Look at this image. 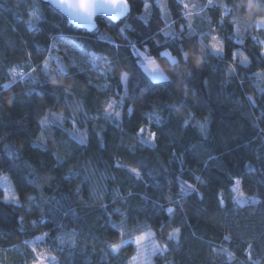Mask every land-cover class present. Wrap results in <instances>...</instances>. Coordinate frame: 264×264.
Here are the masks:
<instances>
[{"label": "trees", "instance_id": "1", "mask_svg": "<svg viewBox=\"0 0 264 264\" xmlns=\"http://www.w3.org/2000/svg\"><path fill=\"white\" fill-rule=\"evenodd\" d=\"M238 3L216 0L205 9L224 48L216 54L205 40L201 49L203 29L189 35L186 9L176 0H165L166 12L157 0H129L125 19L99 17L93 32L40 0H0V176L20 196L4 202L0 195L3 263L29 264V241L47 233L57 264H128L134 243L110 247L120 242L115 226L123 222L125 239L150 228L165 245L153 264H264V79L255 76L264 72V26H256L264 0L251 13L232 10ZM33 10L39 18L30 19ZM238 25L246 28L242 37ZM139 51L168 79H151ZM233 51L249 62L234 60ZM53 56L58 71L49 65ZM93 56L106 67L94 66ZM123 73L130 75L126 84ZM112 101L120 102L119 119L104 118ZM50 111L75 115L87 139L43 127ZM72 128L65 120L64 129ZM141 128L156 134L154 142ZM236 179L253 203L237 202ZM175 228L179 236L170 237ZM65 232L74 244L60 243Z\"/></svg>", "mask_w": 264, "mask_h": 264}, {"label": "snow or ice", "instance_id": "2", "mask_svg": "<svg viewBox=\"0 0 264 264\" xmlns=\"http://www.w3.org/2000/svg\"><path fill=\"white\" fill-rule=\"evenodd\" d=\"M176 2L178 4H181L183 6L184 9H187L188 11H186L184 13V15L188 18L189 23H188V30H189V35H192L195 33V29L192 26L191 23V18L194 15V13L191 11L192 8H196L198 7V5L196 4H191L189 5L188 3H185L184 0H176ZM157 4L158 6H160L161 8H163V5H159V0H157ZM57 6L62 8L64 10V12L67 13L68 17H71V19L73 21H75L78 24H90L92 22V18L98 13H106L108 16L112 17L113 19L119 18L120 16L125 15L126 12L129 11L130 9V5H129V0H57ZM207 6H211V7H216L217 5L213 3V0H208V5ZM222 7L227 8L226 5H221ZM258 3L257 0H239V3L235 5V8L232 9L234 11H244V10H248L249 13H251V10L258 7ZM150 9V5L145 3L144 4V10L145 12H147ZM203 10V9H201ZM196 15H198L199 13H195ZM29 17L30 19H32L33 17L35 18H39L38 14L36 13L35 10H33L31 13H29ZM32 25L29 24V27H31ZM251 26V25H249ZM183 25H181V30L183 31ZM236 31L239 33L240 32V28L237 27ZM169 33L165 32V36H168ZM201 40H200V44H201V49H203L204 47V36L206 35V33H199ZM173 36L175 37V34H173ZM253 39H255V37H253ZM212 41H216L215 43L211 44V48L216 51V52H220L222 53L224 51L223 45L222 43L218 40V38L216 36H212ZM242 43V41H240ZM159 43V42H157ZM166 43V42H165ZM261 44H264V41H261ZM146 47V45H144ZM164 46V45H161ZM119 47V45L117 46ZM133 47H135V44H133ZM167 53H159V56H163L166 55ZM31 55V54H29ZM187 53H184L185 56V60L187 59ZM233 55V59L235 60L237 57L240 58V62L247 64L248 61V57L245 56L242 52H236L233 51L232 53ZM97 58L95 56L92 57L93 62L96 60ZM148 59V66L151 68V72L153 73L152 79L153 80H167L168 76L163 72V70L160 68V66L156 63V59L152 58L151 56L147 57ZM107 63V61H105ZM172 63L176 64L177 61L175 59V57L172 58ZM200 61L197 60V64H199ZM45 69H47V61H45L44 64ZM229 70L230 72L234 73L235 72V67L233 66H229ZM33 71H35L33 69ZM60 71H63V69H60ZM22 76L25 74H21ZM256 77L258 78H262L264 79V72H258L255 74ZM130 79V75L128 73H123L121 76V81L122 82H127ZM52 86L55 88L57 86V83L55 80L52 81ZM249 99L251 100V97H249ZM123 102V97H121V103ZM112 117H116L119 118L120 117V112L119 111H114V105L113 103H108L107 108H105V119H111ZM71 120V123L73 124V128L71 129V131H69L68 129H64V122L65 120ZM77 119L75 117V115H73L72 117H65L63 114H57L54 112H49L42 120H41V125L43 127L46 128H50V127H54V126H58L61 129H63L64 131L68 132L69 137L71 139L76 140L79 143H83L86 139L87 136L86 134H82L78 131V129L76 128V124H77ZM188 120L184 121V124L187 125L188 124ZM156 123L159 124L161 123V117L157 116L156 117ZM200 130L203 132L204 131V125L200 124L199 125ZM144 131L143 128L140 129V132L142 133ZM156 138V134L152 133L150 135V137L148 138L149 141H153ZM141 139L143 140V137H141ZM9 155H11V153H9ZM183 162V161H182ZM129 171L136 175L138 178L140 177V172L138 169L136 168H131L129 169ZM196 180H200L199 176L195 177ZM186 183V182H185ZM241 183V181L239 179L235 180V184L239 185ZM187 188L192 189L193 191H195V188L193 185H187ZM181 192H185L186 193V189L184 187L181 188ZM93 194H95L93 192ZM9 199H11L12 201H18L20 199V196L15 192V191H9L6 190L4 195H3V200L4 202H8ZM32 197H29V200H31ZM219 199V203L221 206H224L225 201L223 199L222 196L218 197ZM118 211V210H116ZM168 213H172L173 209L168 208L167 209ZM117 228V230L120 232V242L119 243H113L110 245V247L112 248L113 251H119L121 249V247L123 245H127L129 243H134L137 247V257H133V262H135V264H147V260L154 254H156L157 252L162 251V247L160 244L157 243V241L155 240V236L154 233L151 231V229L149 228L146 231H140L138 235H135L132 239H125L124 238V232L121 230L123 228V222H121L120 225L115 226ZM180 234V229L179 228H175L173 229L172 232L169 233L170 237H176L179 236ZM47 235V233L45 234ZM225 240H229L230 236H225L224 237ZM65 241L63 239H60V243H64ZM249 248H251V245H249ZM221 251L223 252H227V249H221ZM33 252L35 253V258L33 261V264H46V261L48 260V257L45 256L44 253L42 252H38L36 251L35 247L33 248ZM228 255V259L229 261H231L232 257V253L227 252ZM53 260L55 259L54 257L52 258Z\"/></svg>", "mask_w": 264, "mask_h": 264}, {"label": "rangeland", "instance_id": "3", "mask_svg": "<svg viewBox=\"0 0 264 264\" xmlns=\"http://www.w3.org/2000/svg\"><path fill=\"white\" fill-rule=\"evenodd\" d=\"M184 2L188 3L189 5H191V4L198 5V7L191 9V11L194 13V15L191 18V23H192V26H193L194 29L199 30L201 28V29L204 30V33H206V35L204 36V40L211 47V44L216 42V41H212V36H216L217 38H218V36L214 33V31L209 29L208 25H207V21L206 20H207L208 16L205 14V9H206L205 6L208 5V0H206L204 3L202 2V0H184ZM214 2H216V0H213V3ZM159 5H163L164 7L161 8V9L164 12H166L165 0H159ZM201 9H203V10H201ZM186 11H188V10L186 9ZM195 13H199V14L196 15ZM256 26L263 27L264 26V20L263 19H257L256 20ZM237 27L240 28V32L239 33L237 32L238 36L242 37L244 35V33L246 32V28L243 27V26H240V25H238ZM218 40L220 41L219 38H218ZM60 44H61V42H60ZM214 52L216 54L220 53V52H216V51H214ZM238 52H240V51H238ZM138 54L140 56V60H139L140 65L142 66L144 71L149 75V77L152 79L153 73L151 72V68L148 66V59H147V57H149V56L143 51H139ZM96 58L97 59L94 62H93V60L91 62L94 66L101 67V68L106 67V62H105L104 59L98 58V57H96ZM49 65L52 66L54 70L58 71L57 59H56L55 56L50 58V64ZM21 74L22 73L20 71L16 72V76H22ZM123 83L126 84L125 82H123ZM110 103H113L114 111H119L120 112V102L119 101H112ZM57 114H60V113H57ZM112 118L113 119H119L120 117L119 118L112 117ZM239 125L242 128H246V124L243 123L242 121H239ZM78 131L83 134L82 129H78ZM143 132L145 133V136L147 138L150 137V134H149L147 129H145ZM6 190L15 191L14 188H13V185H12L11 181L8 179V177L6 175H1L0 176V195H1L2 198H3V195H4ZM188 190H190V189L188 188L187 191ZM233 190L235 192L236 200H237V202L240 205L251 204V203H253L255 201V199L253 197L247 196L241 191L240 184L239 185L234 184L233 185ZM9 201H12V200L9 199ZM154 236H155V234H154ZM59 239H63L65 241L64 243H69V244H74V242H75V237H74V234L72 232L63 233L62 235H60ZM155 240L157 241L158 244L161 245L163 250L160 251V252H157L154 255H152L147 260V264H153L154 256L159 254V253H162L165 250V245H163L156 238V236H155ZM28 244L31 247L32 252H33V248L35 247L36 251L42 252V253L45 254V256L48 257V260L46 261V264H57V258L50 251L49 246L47 244L46 235H40V236L36 237L34 240L29 241ZM53 257L55 258L54 260L52 259ZM133 257H137V247H136L135 254L129 259L128 264H135V262H133ZM34 258H35V253L33 252V258H32V261L29 264H33ZM0 264H5V263H3V261L0 260Z\"/></svg>", "mask_w": 264, "mask_h": 264}, {"label": "water", "instance_id": "4", "mask_svg": "<svg viewBox=\"0 0 264 264\" xmlns=\"http://www.w3.org/2000/svg\"><path fill=\"white\" fill-rule=\"evenodd\" d=\"M44 3L49 4L51 7H53L54 9H56L57 11H59L67 20L70 24H72L73 26L85 30L87 32H93L98 28V23H97V18L99 17H104L106 19H108L109 21H111L112 23H118L119 21H122L123 19H125L127 17V15L130 13L131 11V6L128 12L125 13V15L120 16L119 18L113 19L112 17L108 16L106 13H100L98 12L93 18H92V22L90 24H78L75 21H73L71 19V17L67 16V13L64 12V10L60 7L57 6V0H40ZM130 5V4H129Z\"/></svg>", "mask_w": 264, "mask_h": 264}]
</instances>
